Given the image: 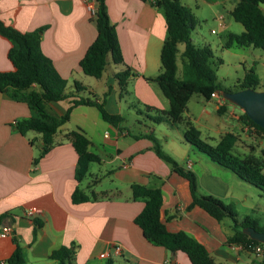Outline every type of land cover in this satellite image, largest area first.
<instances>
[{
  "label": "crops",
  "instance_id": "1",
  "mask_svg": "<svg viewBox=\"0 0 264 264\" xmlns=\"http://www.w3.org/2000/svg\"><path fill=\"white\" fill-rule=\"evenodd\" d=\"M223 1L232 2L229 12L237 2ZM105 2L124 62L133 73L121 94L114 78V73L122 69L120 65L113 64L106 77L104 72L94 80L79 68L80 59L96 35L94 22L81 0H0V20L22 33L45 27L39 51L67 80V92L73 91L74 81L86 87L84 93L97 96L98 88L102 95L108 91L105 104L109 101L110 113L118 110L123 95L131 96L137 104L166 110L168 100L154 83L145 79L161 71L160 49L166 37L162 11L144 0ZM260 9L264 14L263 4ZM227 20L225 16L224 21ZM9 47L10 42L0 35V71L13 69L7 57ZM178 50H183V44H178ZM211 100L216 108L218 102L225 101L220 93L208 101ZM69 101L70 98L50 101L47 108L61 116ZM94 109L97 110L92 106H75L68 121L53 135L51 148L38 157L42 146L40 133L28 131L21 135L12 125L21 118L36 116V112L9 91L0 92V233L2 228H9L5 236L0 235V264H9L7 259L16 245L20 247L23 264H55L50 259L51 253L71 242H75L74 264H101V260H106V264L109 261L111 264H192L184 252L170 251L144 238L134 217L145 200L132 198V183L159 187L162 191L160 218L166 229L189 233L217 263L261 264L262 255L226 242L231 234L230 220L218 222L197 205L188 208L192 199L187 179L158 157L152 140L141 132L131 134L121 126L122 122L118 126L106 122ZM184 112V118L190 120L187 105ZM78 127L90 138V151L100 158V162L93 163L111 165L106 171L112 181L108 189L96 190L100 177L91 172L93 163L80 182L74 177L78 156L67 133ZM169 127L176 131V137L160 143L161 149L195 174L199 193L232 205L241 201L231 178L223 170L228 168L207 164L198 154L201 152L185 141L182 124ZM210 137L205 134V139ZM35 158L38 159L35 161ZM187 161L191 162L190 167ZM76 187L90 196V200L74 203L71 195ZM31 207L40 212L25 215L24 210ZM114 247L120 248L119 253L113 251ZM102 253L108 255L100 257Z\"/></svg>",
  "mask_w": 264,
  "mask_h": 264
},
{
  "label": "trees",
  "instance_id": "2",
  "mask_svg": "<svg viewBox=\"0 0 264 264\" xmlns=\"http://www.w3.org/2000/svg\"><path fill=\"white\" fill-rule=\"evenodd\" d=\"M94 1L95 13L91 18L96 28V35L80 59L79 68L84 74L99 78L104 73L109 58L114 65H120L122 68L114 73L121 94L133 73L124 62L115 26L111 23L106 10V0ZM144 1L150 2L162 11L166 25V37L160 49L161 71L145 79L154 83L169 103L166 110L145 106L146 111L155 113L147 117L148 120L153 124L165 121L172 126L182 124L186 142L206 154L212 161L230 169L240 179L264 191L262 163L251 155L240 157L234 154L232 149L236 138L232 133L226 132L215 145H212L202 139L199 129L183 116L186 105L194 93H198L205 100H210L212 93H220L223 90L235 91L247 87L264 89V80L260 81L254 68L250 67L244 77L238 80L236 89H222L216 79L210 47L198 46L191 39L195 20L190 8L181 0ZM261 4L264 5V0H237L230 14L243 26V30L237 34H229L226 47L235 44L237 47L253 46L264 51V14L260 9ZM44 28L41 27L31 33H22L0 20V35L10 42L7 57L13 65L10 71H0V92L9 91L13 97L25 100L36 112V116L21 118L12 125L21 135H25L28 131L40 133L42 146L38 157L45 155L51 148L53 135L62 124L68 121L75 106L95 107L102 119L114 126L120 125L123 121L120 114L110 113L105 108V96L108 91L103 94L102 99H99L92 92L84 93L86 87L77 81L73 82V91H66L67 80L57 72L52 61L39 51L38 45ZM180 43L183 44L181 52L178 50ZM178 64L180 72L177 75ZM109 88L108 86L107 90ZM67 98H70V101L61 116L54 115L48 110V102L62 101ZM223 109V105H219L217 113L221 114ZM238 120L246 129L264 133V128L253 122L246 113L242 112ZM141 135L152 140L153 150L158 157L168 163L174 172L187 179L192 199L188 208L197 205L218 222L224 219L230 220L231 234L226 238L228 244L240 245L247 252H253L256 245L263 244L250 238L242 229L252 226L256 230L264 231V225L260 226L249 218L238 219L231 204L224 203L212 195L200 194L195 174L181 167L172 157L163 152L152 131ZM67 136L78 156L74 177L80 182L87 176L90 164L100 162V158L90 151L91 140L82 128L71 130ZM37 159L35 158V161ZM131 195L134 199L145 200L143 208L134 217V223L141 229L146 240L170 251L184 252L192 264H220L211 257L204 245L189 233L182 230L171 232L166 229L160 218L162 191L159 187L132 183ZM71 199L74 203H79L90 200V196L76 187ZM74 255L75 242H71L69 246L62 245L53 251L50 259L54 260L55 264H74ZM7 262L23 264L18 245ZM261 264H264V254Z\"/></svg>",
  "mask_w": 264,
  "mask_h": 264
},
{
  "label": "rangeland",
  "instance_id": "3",
  "mask_svg": "<svg viewBox=\"0 0 264 264\" xmlns=\"http://www.w3.org/2000/svg\"><path fill=\"white\" fill-rule=\"evenodd\" d=\"M181 2L190 8L195 20V26L191 32L192 41L198 46L207 45L212 51L216 79L222 89H236L238 80L244 77L250 67L254 68L255 74L260 81L264 80L263 50L253 46L237 47L235 44L226 47L228 35L230 33H240L243 30V26L230 15L231 1L181 0ZM219 16L228 17V20L224 21L221 26L217 20ZM112 65L113 63L108 58V66L104 71L105 77L107 72L111 70ZM91 78L94 80V77ZM129 88L131 87L129 86ZM97 91L99 93L97 96L102 99L101 90L98 88ZM108 103L109 101L105 104V108L111 112L112 108ZM118 105V110L115 113L123 117L121 126L131 134L152 131L158 138L159 143H164L166 139L169 140L176 137V131L171 129L168 123L166 124V121L159 124L151 123L147 117L153 116L155 114L154 111H146L145 106L141 103L137 104L136 100L131 96L123 95V99ZM219 105L224 107L221 114L217 113ZM95 112L98 114L97 110ZM242 112L240 107L227 100L222 104L218 102L216 108L214 100H205L198 93L192 94L187 103V113L190 121L200 129L202 139L215 145L223 134L226 132L232 133L236 138L232 149L233 153L240 157L251 155L257 158L262 163L264 172V133L246 129L238 120V116ZM184 115L185 112L183 113ZM211 128L219 132L213 131ZM205 134H209L212 137L205 139ZM166 135L170 136L167 137ZM34 149L38 150L37 146ZM198 154L202 156L201 158L207 164L217 166V163H212L211 158L207 157V155L202 152ZM110 167L111 165L105 162L100 164L93 163L91 172L97 173L98 177H100V182L95 186L97 191L108 189L112 185L111 179L106 174ZM223 170H225L227 177L231 178L230 182L235 192L242 197L241 201L231 204L237 214V218H249L260 226L264 225V191L240 179L231 170ZM101 264H106V260H101Z\"/></svg>",
  "mask_w": 264,
  "mask_h": 264
},
{
  "label": "water",
  "instance_id": "4",
  "mask_svg": "<svg viewBox=\"0 0 264 264\" xmlns=\"http://www.w3.org/2000/svg\"><path fill=\"white\" fill-rule=\"evenodd\" d=\"M220 95L240 107L253 122L264 128V89L247 87L235 91L223 90ZM242 231L250 238L264 243V231L256 230L252 226H246Z\"/></svg>",
  "mask_w": 264,
  "mask_h": 264
},
{
  "label": "built area",
  "instance_id": "5",
  "mask_svg": "<svg viewBox=\"0 0 264 264\" xmlns=\"http://www.w3.org/2000/svg\"><path fill=\"white\" fill-rule=\"evenodd\" d=\"M81 1L84 3L85 8H86L88 14L90 15V17H92L95 13V1L94 0H81ZM217 20H218L220 26L223 25V23H224V17L223 16L217 17ZM214 96H216V93H212V97H214ZM186 165H187V167H190L191 162L187 161ZM39 212H40V209L33 208V207L27 208L24 210V214L28 215V216L34 215V214L39 213ZM8 231H9V228H2L0 235L5 236L8 233ZM113 251L115 253H119L120 248L114 247ZM253 252H255L256 254H259V255H263L264 254V243L256 245L253 249ZM107 255H108V253H102V254H100V257H106Z\"/></svg>",
  "mask_w": 264,
  "mask_h": 264
}]
</instances>
